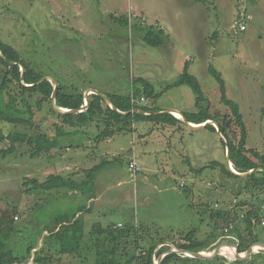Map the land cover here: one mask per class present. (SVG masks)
Here are the masks:
<instances>
[{
    "label": "rangeland",
    "instance_id": "374dc122",
    "mask_svg": "<svg viewBox=\"0 0 264 264\" xmlns=\"http://www.w3.org/2000/svg\"><path fill=\"white\" fill-rule=\"evenodd\" d=\"M194 1L0 0V40L14 47L44 78H52L70 90L74 88L85 96L94 90L104 96H126L132 94L133 78H142L161 95L152 100L156 109L182 115L200 112L196 94L188 86L164 89L177 80L188 62L189 73L205 93L201 107L209 108L216 122L227 126L233 116L221 101L218 82L208 72L212 64L222 74L229 98L241 107L248 131L247 147L264 155V0H245L247 30L241 36L231 32L240 10L236 0ZM113 18H128L131 26L140 24L147 30L161 27L168 37L162 47H151L142 41L143 34L117 24ZM2 74L0 70V84ZM147 102L148 97H144L135 105L151 106V101ZM26 109L32 115L30 124L0 116V137L16 132L35 136L39 129L36 125L46 129L47 124L49 127L55 122L48 103L42 108L30 103ZM47 116L50 118L45 121ZM135 130L137 136L145 135L136 142L134 132L118 134L99 144L86 135L81 147L54 155L32 158L30 147L19 145L16 153L0 157L2 251L13 250L22 256L28 246L41 247L49 241L44 224L52 225L55 216L71 213L82 204L93 210L86 215L92 218L86 220L87 229L97 222L104 226L137 225L143 230L142 247L152 239L181 241L196 231L201 242L207 241L205 244L218 240L214 250L207 253L212 255L224 242L226 224V219L214 212L229 210L235 199L244 203L252 198H238L236 181L216 164H227L223 138L205 127L195 130L186 124L171 127L141 122L135 124ZM91 131L94 137L96 125ZM139 139H145L150 152L145 153V161L141 158L144 154L139 153L143 148ZM9 145L7 140L0 142V149ZM132 150L146 165L135 180L129 171ZM102 160L107 165L91 188L94 198L102 193L98 204L103 206L95 208L89 198L65 189L26 193V179L45 181L49 175L59 174L81 181L82 171ZM144 174L148 181L142 179ZM218 202L219 208L215 206ZM245 234L247 237L237 234L229 240L243 243L249 237L248 232ZM119 251L126 250L122 247ZM93 252L60 260L55 257L44 264H95ZM34 255L23 264H36Z\"/></svg>",
    "mask_w": 264,
    "mask_h": 264
},
{
    "label": "trees",
    "instance_id": "16d2710c",
    "mask_svg": "<svg viewBox=\"0 0 264 264\" xmlns=\"http://www.w3.org/2000/svg\"><path fill=\"white\" fill-rule=\"evenodd\" d=\"M198 1L203 2L204 0ZM113 19L117 24L126 28L131 27L132 30L143 34L142 41L151 47H162L168 37L160 27H152L147 30L140 24L131 26L128 18ZM189 68L190 64L186 62L183 73L175 82L167 85L164 90L188 86L196 94L200 112L183 115L190 124L201 126L207 123L205 128L216 134H218V128L214 124H210L209 121L218 124L220 133L225 139V141L223 139L221 141L225 151L227 148L229 149V160L235 172H254L243 177L233 174L226 163L216 164L221 167V172L224 175L236 181L235 189L238 198L251 195L252 199H256L260 206L264 203V155L247 147L248 131L240 105L229 98L222 74L210 64L208 72L218 82L222 94L221 101L230 109L233 116L232 123L227 126L217 123L209 108L201 107L205 100V93H203L199 81L189 73ZM0 70L3 73L0 84V116L11 122L30 124L32 115L26 109L30 103L35 102L39 108L48 103L50 105L49 113L52 114L55 121L49 127L47 124L46 129H41L39 124L36 125V128L39 129L35 136L22 132L7 136L1 134L0 142L7 140L10 144L7 149H0V157L3 158L16 153L19 145L30 147L32 158L54 155L53 153L57 151L81 147L86 135L96 144H99L118 134L134 132L135 124L141 122L171 127L185 124L182 119L175 117L171 112L156 109L152 100H157L161 95L160 93L155 94L152 84L142 78H133L131 95L113 94L106 96L114 107L112 108L106 99L99 94H91L88 98L89 103L85 106L86 97L83 92L73 91L74 88L70 90L67 86L58 83V90L53 96L54 84L49 80L41 82L44 76L32 69L28 63L23 61L20 53L14 47L2 40H0ZM144 97H148L151 106L143 104L136 106L135 103L133 105V99L134 102L141 101ZM54 101L58 108L72 112H58L55 109ZM82 107H84L83 110ZM49 118L50 116L45 117V121ZM231 124L237 130L233 131ZM95 125L98 132L93 137L91 129ZM106 165L107 162L103 161L91 169H84L82 171L84 178L81 181L59 174L49 175L45 181L26 179L24 183L26 193L31 194L38 189L43 191L65 189L80 193L85 198H90L92 184ZM211 167L214 168L213 165ZM205 168L206 166L203 170ZM259 208L255 205L247 214L248 226L251 227L246 229L249 237L245 242L239 243L244 252L251 247L252 243H254L252 248H256L258 247L257 242H264V227L260 225ZM86 212V207L80 204L71 213L65 212L55 216L52 225L45 223L43 228L49 241L43 243L39 248L33 245L28 246L22 256L15 255L13 250L5 249L2 251L0 241V264H23L28 262L32 254H35L34 263L44 264L52 261L55 257H59V260L68 256L80 257L85 251L91 250L95 252H93L95 264H154L159 253L169 247L168 244H173L180 250L194 252L209 253L215 248H208L204 242L197 240L196 231L189 232L182 237L181 241H173L172 243L164 238L152 239L148 245H146L147 241L146 246L142 247V242H144L143 230L137 225L134 227L128 224L110 223L104 226L102 222H97L87 229L84 217ZM214 214L225 219L228 212L225 210L215 211ZM147 232L145 231V234H149ZM122 247L126 251L120 253L119 250ZM235 252H239L238 247ZM85 258L87 259V257ZM177 262L185 264H264V254H256L248 261H241L234 257H220L217 261L209 262L173 253L167 254L161 261L162 264Z\"/></svg>",
    "mask_w": 264,
    "mask_h": 264
},
{
    "label": "water",
    "instance_id": "95a60500",
    "mask_svg": "<svg viewBox=\"0 0 264 264\" xmlns=\"http://www.w3.org/2000/svg\"><path fill=\"white\" fill-rule=\"evenodd\" d=\"M45 80H49V81H51L54 84V94H53V96H54L55 93L58 90V84H57V82L54 79L48 78V77L43 78L41 82H43ZM92 94H99V95H101L100 93H98L95 90H94V92ZM89 96H90V94H87L85 96L86 97L85 98L86 99L85 106L88 105V103H89V99H88ZM101 96L104 97L106 99V101L110 104V101H109V99L106 96H104V95H101ZM53 103H54L55 109L58 112H61V113H69V112H72V111H69V110H64V109L58 108L55 105V101ZM111 107L114 108L112 105H111ZM83 108L84 107H82V110H83ZM169 112H171L173 114L176 111H169ZM180 115L182 116V119L185 122V124L188 125L189 127H191L192 129L202 130L207 125V123H204L201 126H197V125H194V124H190V123H188V121H187V119H186V117L184 115H182V114H180ZM209 123L210 124H214L218 128L219 135L221 136V138H223V140H225L224 137L220 133V128H219L218 124H216L213 121H209ZM226 155H227V165H228V168H229V170L233 174L245 177V176H248V175H250V174H252L254 172V171H251L249 173H237V172H235V170L233 169L232 164H231V162L229 160V149L228 148H227V151H226ZM230 244L236 245L238 247V250H239V252L236 255H231V256H233L235 259H238V260H241V261L251 260L254 255L259 254V252H260L261 249L264 250V242H257L258 247L255 250H251L252 249V245H254V243H252L251 247L246 252H244V251L241 250V247H240V244L239 243L232 242V241H227V242L223 243L220 247H217L212 255H208L205 252H194V251H189V250H180V249L176 248L175 246H173V245L170 246L171 244H168L169 247L168 248H165L163 251H161L159 253L158 258L154 260V264H162L161 263L162 259L167 254H173V253L174 254H179V255H184V256L190 257V258L199 259V260H202V261H209V262L210 261H217V259L220 258V257H229L226 254H224V252L222 251V249L224 248V246H227V245H230Z\"/></svg>",
    "mask_w": 264,
    "mask_h": 264
},
{
    "label": "built area",
    "instance_id": "2783aa9c",
    "mask_svg": "<svg viewBox=\"0 0 264 264\" xmlns=\"http://www.w3.org/2000/svg\"><path fill=\"white\" fill-rule=\"evenodd\" d=\"M238 3V14L237 18L232 22L231 25V32L234 36H241L246 30H247V13L246 8L244 6L245 0H236ZM134 99H133V105H134ZM129 170L132 171L134 175L139 174L143 171L142 167L138 164V161L136 159V156H133L129 162ZM185 182L181 183V187H185ZM257 205L260 210V225L261 227H264V204H261L259 206V203L256 199H250L246 200V202L242 203L239 202L237 199H235L229 206V210H226L228 212L227 218H226V224L223 229V233L226 236H229L230 233L235 229L236 223L238 221H247V214L249 211H251L254 206ZM217 208L220 207V203H216L215 205Z\"/></svg>",
    "mask_w": 264,
    "mask_h": 264
},
{
    "label": "crops",
    "instance_id": "0c3cea01",
    "mask_svg": "<svg viewBox=\"0 0 264 264\" xmlns=\"http://www.w3.org/2000/svg\"><path fill=\"white\" fill-rule=\"evenodd\" d=\"M195 3L196 2H198V3H200V2H202V1H198V0H195L194 1ZM161 28V27H160ZM161 29H163V28H161ZM164 30V29H163ZM166 33V32H165ZM170 35V34H169ZM177 113H180V112H177ZM174 114V113H173ZM134 142H136L137 141V139H138V137H140V138H142V137H144L145 135H138L137 136V131L135 130L134 131ZM147 136H151L150 134H148ZM137 138V139H136ZM143 140H145V139H139V142H140V144H141V146L143 147L141 150H140V152L139 153H141V154H144V155H141V158H142V161H145L146 160V156L147 155H145V153H148L149 151L145 148V144L146 143H144L145 141H143ZM119 142H121V144L120 145H122V141H119ZM121 148V147H120ZM120 148L118 149V150H115L112 154L115 156L116 154H117V152L120 150ZM112 151V150H111ZM133 151V153H132V157L134 156V150H132ZM111 153V152H110ZM150 153V152H149ZM109 155V154H108ZM136 155V154H135ZM137 157H138V155H137ZM103 161V160H102ZM138 161V164L142 167V169H143V165L144 166H146L145 164H141L140 163V161L139 160H137ZM101 163V162H100ZM99 163V164H100ZM98 164V165H99ZM95 166H97V165H95ZM94 166V167H95ZM149 169L151 170V171H153V165L152 164H150V166H149ZM130 171V170H129ZM131 172V171H130ZM132 173V172H131ZM144 173V169H143V171H142V173L141 174H143ZM139 174H136V175H134L133 173L131 174V177L135 180L136 178H137V176H138ZM142 177V179L143 180H145V181H148V179L146 178V176H145V174L143 175V176H141ZM91 191H92V189H91ZM94 195H95V193L94 192H91L90 193V198L88 199V201H93V203L94 204H96V205H94V207L95 208H97V207H100V206H103V204H98V200H99V198H103V196H102V193L98 196V198H94ZM80 201V199H78V201L77 202H79ZM264 204V203H263ZM94 209V208H93ZM86 210H87V212L84 214V217H85V220H88V219H92V218H86V215L87 214H89V215H91L92 213H93V210H92V206H90V207H88V208H86ZM99 215H101V214H99ZM212 217H214V215H212ZM227 218V216L225 217V219ZM90 222L92 221V220H89ZM248 222L247 221H238L237 223H236V227H235V229L232 231V235H230V236H226V235H223V240H224V242L226 241V240H228V241H232V240H229L231 237H236V235L237 234H239V235H241V236H243V237H247L246 236V229L247 228H251L250 227V225L248 226ZM121 225H123V224H121ZM259 231V230H258ZM237 233V234H236ZM197 238V237H196ZM197 240H199L198 238H197ZM245 240H247V238L245 239ZM200 242H201V240H199ZM206 241V240H205ZM217 239H213V240H211L210 242H209V244H206V246L208 247V248H212V247H215V246H217ZM223 242V243H224ZM227 242V241H226ZM232 242H234V241H232ZM150 242H148L146 245H148ZM205 243H207V241L205 242ZM237 243V242H236ZM221 245H222V243H221ZM228 246V248L227 247H224L223 249H222V251L223 252H225V253H228V254H230V252H235L236 251V249H235V246L236 245H234V244H230V245H227ZM205 253H208V252H205ZM264 254V250H260V252H259V254ZM190 258V257H189ZM227 258H230V257H227ZM174 264H185V263H183V262H177V263H174Z\"/></svg>",
    "mask_w": 264,
    "mask_h": 264
},
{
    "label": "bare ground",
    "instance_id": "6f19581e",
    "mask_svg": "<svg viewBox=\"0 0 264 264\" xmlns=\"http://www.w3.org/2000/svg\"><path fill=\"white\" fill-rule=\"evenodd\" d=\"M174 115H175L177 118L182 119V116L180 115V113H174ZM236 248H237V246H235V249H236ZM255 249H257V247H256V248H252L251 250H255ZM224 254H226L227 256H231V255H236L237 253H236V252H233V253L230 252V254H228V253H225V252H224Z\"/></svg>",
    "mask_w": 264,
    "mask_h": 264
}]
</instances>
